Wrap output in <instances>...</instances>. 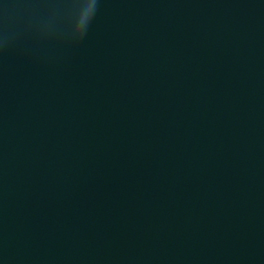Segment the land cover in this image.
I'll use <instances>...</instances> for the list:
<instances>
[{
    "label": "water",
    "instance_id": "95a60500",
    "mask_svg": "<svg viewBox=\"0 0 264 264\" xmlns=\"http://www.w3.org/2000/svg\"><path fill=\"white\" fill-rule=\"evenodd\" d=\"M0 0V264H264V0Z\"/></svg>",
    "mask_w": 264,
    "mask_h": 264
},
{
    "label": "snow or ice",
    "instance_id": "6c2138e0",
    "mask_svg": "<svg viewBox=\"0 0 264 264\" xmlns=\"http://www.w3.org/2000/svg\"><path fill=\"white\" fill-rule=\"evenodd\" d=\"M87 6V0H85L84 7Z\"/></svg>",
    "mask_w": 264,
    "mask_h": 264
}]
</instances>
